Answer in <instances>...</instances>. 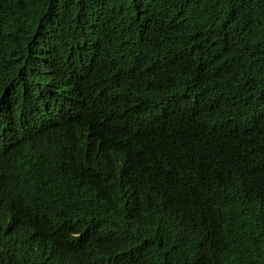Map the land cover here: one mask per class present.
Wrapping results in <instances>:
<instances>
[{
  "label": "trees",
  "instance_id": "trees-1",
  "mask_svg": "<svg viewBox=\"0 0 264 264\" xmlns=\"http://www.w3.org/2000/svg\"><path fill=\"white\" fill-rule=\"evenodd\" d=\"M0 264H264V0H0Z\"/></svg>",
  "mask_w": 264,
  "mask_h": 264
},
{
  "label": "bare ground",
  "instance_id": "bare-ground-1",
  "mask_svg": "<svg viewBox=\"0 0 264 264\" xmlns=\"http://www.w3.org/2000/svg\"><path fill=\"white\" fill-rule=\"evenodd\" d=\"M84 154H85V153H84ZM181 203H182V202H181ZM187 204H189V203H187ZM56 210H57V209H56ZM61 211H62V210H61ZM60 214H61V213H60ZM62 214H63V213H62ZM62 214H61V216H63ZM56 215H57V214H56ZM59 216H60V215H59ZM63 217H64V216H63ZM139 238H140V237H139ZM139 238H138V239H139ZM142 239H143V238H142ZM142 241H143V240H142ZM138 243H139V242H138ZM141 243H142V242H141ZM139 244H140V243H139ZM153 244H154V242H153ZM161 244H162V243H161ZM169 244H170V243H169ZM153 246H154V245H153ZM162 246H163V245H162ZM138 247H139V246H138ZM163 247H164V246H163ZM159 250H160V249H159ZM152 251H153V250H152ZM142 252H143V251H142ZM158 252H159V251H158ZM153 254H154V253H153ZM160 254H161V253H160ZM147 255H148V254H147ZM149 255H150V254H149ZM154 256H155V255H154ZM156 256H157V255H156ZM144 257H145V256H144ZM129 259H130V258H129ZM157 260H158V259H157ZM152 261H153V259H152ZM145 262H146V261H145ZM147 262H148V261H147ZM153 262H155V261H153Z\"/></svg>",
  "mask_w": 264,
  "mask_h": 264
}]
</instances>
